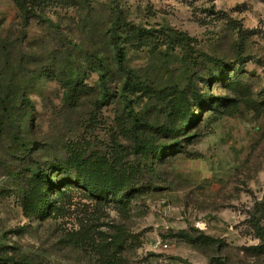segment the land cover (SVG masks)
Returning <instances> with one entry per match:
<instances>
[{
	"label": "rangeland",
	"instance_id": "obj_1",
	"mask_svg": "<svg viewBox=\"0 0 264 264\" xmlns=\"http://www.w3.org/2000/svg\"><path fill=\"white\" fill-rule=\"evenodd\" d=\"M21 1L26 14L0 0V264H264L251 224L264 208V0ZM113 17L128 31L122 67ZM136 26L187 37L138 50ZM35 166L59 185L44 187L59 209L38 217L23 197ZM94 171L126 189L98 199L70 182ZM116 226L131 234L119 251Z\"/></svg>",
	"mask_w": 264,
	"mask_h": 264
},
{
	"label": "trees",
	"instance_id": "obj_2",
	"mask_svg": "<svg viewBox=\"0 0 264 264\" xmlns=\"http://www.w3.org/2000/svg\"><path fill=\"white\" fill-rule=\"evenodd\" d=\"M16 4L19 6L20 10L23 11V13L26 14L27 9L26 5L22 3L21 0H14ZM26 19V24L28 25L30 19L32 16H24ZM121 17H113V21L111 23V26L108 30V37H109V43L115 48V60L116 62L122 67L124 65V62L126 60V48H123L120 45L121 38L124 33L128 32L127 28L125 27L126 24L121 23ZM135 34H133V37L136 39L133 47L135 49H141L142 47H159L161 44L167 43L169 47H173V44H170L171 42L169 40H173V33L181 38H185L186 33L179 32L172 30L169 27H161L159 29L156 28H143V27H135ZM129 33H131L129 31ZM169 49V50H171ZM102 64H100L101 66ZM101 74V86L105 92V97L108 96V87H107V75H106V69L105 68H98ZM76 86L83 87L84 82L81 81L76 76ZM14 98L11 100H25L26 96L23 93H15L13 94ZM3 102L0 101V107H2ZM189 119H192V116L188 117ZM163 133L167 136H171L172 139L178 140V137L181 135L180 129H173L166 126L165 130H163ZM18 143L20 144L21 150H27L28 145L27 143L23 142L21 138L18 137ZM139 144L147 149L152 150L154 152L164 151L165 148H172L173 146L167 145V144H155L154 139L152 138H144L141 139ZM75 165V164H74ZM65 166H60L57 168L59 169H65ZM30 183L27 191L24 193L23 197L25 201H27L26 208L31 210V213H33L34 216L38 217V213H42L43 208L47 207L45 205L50 204V207L54 206L59 209V206H56V203L54 201V197H52L51 203H48V195L49 192L44 191L45 184L48 183L49 187H54L55 189L59 188V185L56 184L55 181H53L52 177L48 175L47 169H42L41 166H35L31 168L30 170ZM70 182L79 184L82 186V188L90 195L98 199H107V195L109 192L115 193L126 189L124 187V180L118 178L117 176H110L107 174H103L101 176H96V171L92 172L91 175H82V174H75L73 177H70ZM56 184V185H55ZM29 203V204H28ZM47 215V214H46ZM45 215V216H46ZM262 220H264V208H257L255 210V213L251 215V224L252 227L255 230L256 236L261 240V244L259 245L260 248L264 247V225L262 224ZM116 232L112 234L110 244L116 249V250H123L125 248V243L127 239L130 237L131 234L127 231L123 230L121 227L116 226L115 227ZM183 237L189 242L198 243L204 238H208L210 240H213L210 236H206L205 234H202L199 232L198 234L192 235L188 231L183 230L180 232Z\"/></svg>",
	"mask_w": 264,
	"mask_h": 264
}]
</instances>
